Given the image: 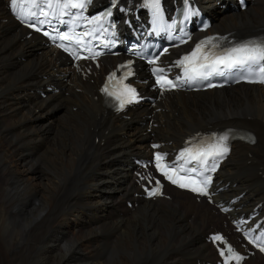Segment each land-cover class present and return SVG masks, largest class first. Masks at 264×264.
I'll return each mask as SVG.
<instances>
[{
  "label": "bare ground",
  "instance_id": "6f19581e",
  "mask_svg": "<svg viewBox=\"0 0 264 264\" xmlns=\"http://www.w3.org/2000/svg\"><path fill=\"white\" fill-rule=\"evenodd\" d=\"M199 1L212 13L213 28L264 24V7L254 2L247 11L231 12L228 4L216 8L213 0ZM16 25L0 0V181L4 163L10 183L0 187V264H181L180 257L203 251L202 225L188 223L175 210L194 211L188 203L141 202L130 214L118 211L130 189L128 162H119L127 160V152L139 153L146 135L114 117L97 118L98 102L74 89L81 79L66 84L64 96L36 93L46 82L60 83L59 64L52 59H63L39 46L34 36L21 40L23 30ZM55 112L63 117L52 119ZM211 116L256 126L252 156L264 163V90L257 85H235L218 99L202 100L199 108L185 99L154 131L178 138L196 125L195 117ZM104 129L107 139L101 144L95 136ZM244 153V146L230 149L219 177H231L235 185L259 180L246 197L264 195V179L256 175L255 164L244 162ZM63 193L65 202L59 198ZM72 225L81 233L72 235Z\"/></svg>",
  "mask_w": 264,
  "mask_h": 264
},
{
  "label": "snow or ice",
  "instance_id": "6c2138e0",
  "mask_svg": "<svg viewBox=\"0 0 264 264\" xmlns=\"http://www.w3.org/2000/svg\"><path fill=\"white\" fill-rule=\"evenodd\" d=\"M17 0H12V5L16 6ZM47 7L52 8L53 7V0H46ZM57 7L61 9L60 15H64L65 9L69 8H83L84 4L82 2H77V0H56ZM145 4L152 9V16H153V25L154 28H168L171 29L175 25L174 24H166V22L163 19V13L160 9V0H145ZM32 7H39L35 2H33ZM191 14V10H187L185 12V17L187 18L188 15ZM39 15H43L47 17L48 13L43 10L42 7H40ZM30 16L35 17L37 16L36 12H31ZM99 19V18H94ZM91 22V21H89ZM36 23L43 24L45 23L44 20H37ZM60 23L64 24L67 23V21L61 20ZM29 26H33L30 24ZM37 31H39V28H36ZM48 33H45L47 35ZM59 39L61 40H70L71 37L68 36L66 33H62L59 36ZM215 38H208L205 41H201L199 44L196 45V48L193 49V51L188 55L183 57L180 61H178V64L185 65L186 62H191L194 59L199 60V58L202 57L203 61L206 63H197V65L193 66L190 70L195 72L196 75H204L203 73H200L197 71V68L203 69L212 67L213 70L218 68L219 66H223L226 69H235L240 72L242 77L249 78V82L253 83H264V41L257 42V41H249L245 44H240L237 46L229 47L226 49H223L219 53L213 52L212 49H215L218 47V45L213 44V40ZM205 45H211L212 47L205 50ZM59 47H65L63 44L58 45ZM67 50V49H65ZM149 63H156L155 60H150ZM122 67H127V65H122ZM154 73H162L163 69L154 68ZM131 74L130 72L128 73ZM115 74H113L114 76ZM254 77V79L252 78ZM204 78H207L206 76ZM123 79V78H121ZM157 81L162 82L163 84H169L171 85V81L165 80L163 76L158 75ZM105 92L108 93V95H113V93L108 92V88L105 87L103 89ZM126 91L131 94V98L134 100L136 98L135 95V89L132 88H126ZM117 99H120L119 96H117ZM125 101H120V106L123 107ZM226 136H220L219 141L220 144L217 145H209V149L211 148H217L219 151L217 154L226 153L228 151L227 147H222V142L226 140ZM155 147V146H154ZM205 151H197L195 154H193L192 149H185V152L189 154L192 161H197V164H194L192 167H186L185 165L188 163V161H185L184 164H180L177 166L176 164L173 165H167L162 164L161 161L163 160V157L160 154H156V167L158 170H160L166 179L170 180L173 184H179L180 187H189L191 184H196L197 180L196 177H199L201 173L197 170V165L200 163V157L205 155ZM208 155H212L211 151H207ZM183 157V153L181 154V158ZM169 169L171 170V175L169 174ZM215 170L214 168L212 169ZM180 173H183V175H180ZM173 175H176V178H173ZM211 180V177H206L203 180V184L207 185ZM181 181H188V183H184ZM157 187L153 189L149 194H155L159 190V181L156 182ZM192 191H199L201 194H206V189L201 187H192ZM264 233L260 237H256L255 239L258 241H261V243H264ZM214 240H221L222 238L219 236L213 237ZM262 251H264V247L261 248ZM228 252L231 254V256H234L237 260L240 259L239 256H236L235 253L232 252V249L229 248ZM223 255V252L221 253ZM227 264V262H225Z\"/></svg>",
  "mask_w": 264,
  "mask_h": 264
},
{
  "label": "rangeland",
  "instance_id": "374dc122",
  "mask_svg": "<svg viewBox=\"0 0 264 264\" xmlns=\"http://www.w3.org/2000/svg\"><path fill=\"white\" fill-rule=\"evenodd\" d=\"M2 153V150L0 151V154ZM12 159H14V157H10L9 158V160H12ZM1 163V162H0ZM6 164V163H5ZM1 166H2V175L4 176V179H3V181H0V187L1 188H4V189H6V188H9L10 187V183H7V179H8V174L6 173V170H5V165H4V163L3 164H1ZM46 178V175L45 174H43L42 175V180L43 179H45ZM33 181H35V182H37V184H41V183H38L40 180L39 179H37V178H35V179H33ZM44 181V180H43ZM6 184H9V186L7 187V185ZM39 187H41L40 185H39ZM60 200L61 201H66V193H63L62 195H60ZM28 205V204H27ZM28 207V206H27ZM35 207V206H34ZM4 211V209H3V206H1V203H0V212H3ZM72 227H74V226H72ZM73 229H75V231L74 230H71V228H69L68 229V231H71V232H73V233H71L72 235H76V234H80L81 233V230H78L77 231V228L76 227H74ZM81 255H86V254H84V253H82Z\"/></svg>",
  "mask_w": 264,
  "mask_h": 264
}]
</instances>
